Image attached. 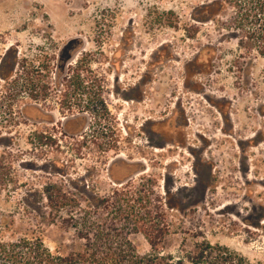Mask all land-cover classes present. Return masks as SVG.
I'll list each match as a JSON object with an SVG mask.
<instances>
[{
	"label": "rangeland",
	"instance_id": "374dc122",
	"mask_svg": "<svg viewBox=\"0 0 264 264\" xmlns=\"http://www.w3.org/2000/svg\"><path fill=\"white\" fill-rule=\"evenodd\" d=\"M56 189L264 264V0H0V237L76 250Z\"/></svg>",
	"mask_w": 264,
	"mask_h": 264
},
{
	"label": "trees",
	"instance_id": "16d2710c",
	"mask_svg": "<svg viewBox=\"0 0 264 264\" xmlns=\"http://www.w3.org/2000/svg\"><path fill=\"white\" fill-rule=\"evenodd\" d=\"M3 78L8 77L3 75ZM51 196L53 211L58 214L63 211L70 213V221L76 229L73 236L84 243L68 255H60L53 253L41 238L17 237L5 241L0 237V264H182V259L159 250L155 244L156 237L138 228L144 220L142 216L136 215V208L138 205L145 207L144 197L130 198L125 206L119 202L120 215L104 220L95 214L89 219L81 218L79 200L68 198L59 189ZM94 207L98 208L95 204ZM130 218L133 219L132 223ZM138 230L142 231L151 245V251L145 255L139 254L129 239L132 231ZM188 257L195 264H256L227 247L210 244L198 247Z\"/></svg>",
	"mask_w": 264,
	"mask_h": 264
}]
</instances>
